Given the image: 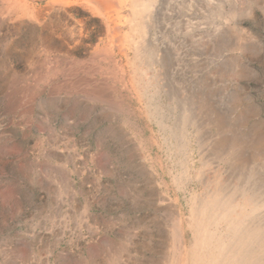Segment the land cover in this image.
I'll list each match as a JSON object with an SVG mask.
<instances>
[{"label": "rangeland", "instance_id": "374dc122", "mask_svg": "<svg viewBox=\"0 0 264 264\" xmlns=\"http://www.w3.org/2000/svg\"><path fill=\"white\" fill-rule=\"evenodd\" d=\"M65 1L0 0V264H199L210 192L264 198V0H144L151 56Z\"/></svg>", "mask_w": 264, "mask_h": 264}, {"label": "bare ground", "instance_id": "6f19581e", "mask_svg": "<svg viewBox=\"0 0 264 264\" xmlns=\"http://www.w3.org/2000/svg\"><path fill=\"white\" fill-rule=\"evenodd\" d=\"M125 1L127 0H123V3ZM130 4L134 17V22L131 20L133 32L139 35V41H133L136 53L139 56L154 55L146 40L153 29L148 23V18L152 16L151 6L144 0H130ZM19 9V12L27 14V8L23 4L19 6ZM219 192V189L211 191L210 196L202 201V205L208 216L214 215L215 220L228 226L226 230H229L231 235L224 239L218 230L206 232L201 250L205 256L201 260L196 259L194 263L200 261L199 264H264V230L256 226L258 221L241 216V214L249 216L255 214L258 208L264 206V198L258 199L253 193H246L240 199L232 195L219 197Z\"/></svg>", "mask_w": 264, "mask_h": 264}]
</instances>
